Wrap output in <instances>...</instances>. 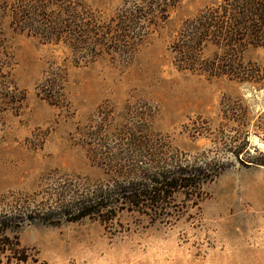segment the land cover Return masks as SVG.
Returning a JSON list of instances; mask_svg holds the SVG:
<instances>
[{"label":"rangeland","instance_id":"rangeland-1","mask_svg":"<svg viewBox=\"0 0 264 264\" xmlns=\"http://www.w3.org/2000/svg\"><path fill=\"white\" fill-rule=\"evenodd\" d=\"M24 1L0 0V215L17 218L8 235L27 260L2 264H264V166L255 163L264 161V90L180 71L171 54L182 23L215 0H179L130 57L103 53L94 61L75 55L69 41L47 43L21 29ZM87 2L106 14L122 5ZM246 59L264 63V47ZM53 83L60 86L49 98ZM228 103L248 111L251 133L238 156L218 143L228 134ZM141 116L169 162L216 160L226 170L176 193L162 210L114 199L113 220L69 222L78 198L125 186L117 156L149 152L128 148L120 131Z\"/></svg>","mask_w":264,"mask_h":264},{"label":"trees","instance_id":"trees-1","mask_svg":"<svg viewBox=\"0 0 264 264\" xmlns=\"http://www.w3.org/2000/svg\"><path fill=\"white\" fill-rule=\"evenodd\" d=\"M24 2V8L17 9L21 29L34 31V36L43 37L47 43L69 41L75 55L91 61L103 53L130 57L135 46L142 45L159 31L171 11L179 5V0H122V5L107 15L103 10H95L87 0ZM259 47H264V0H215L187 18L170 45L174 65L180 71L210 79L228 78L264 90V63L246 59L249 49ZM5 51L6 45L0 36V57ZM3 71L0 67V81L4 78ZM48 86L46 95L51 98L60 85ZM222 113L229 122L228 134L236 132L239 136L236 138L225 132L218 143L226 140L224 144L235 149L238 156L242 143L251 133L250 123L245 118L248 111L242 104L228 103L224 104ZM139 118L141 121L121 129V135L128 141V148L148 149L149 152L136 150L129 157L117 156L115 163L119 164L117 169L122 173L119 178L127 180L125 186L78 198L74 212L66 213L69 222L94 216L104 222L109 216L113 220L116 217L114 199L132 208L144 205L162 210L176 193L186 191L189 194L198 190L203 183L214 181L226 170V164L216 160L188 164L184 168L173 160L170 163L167 150L162 149L158 139L145 129L147 125L142 122V116ZM144 160L148 161L146 167ZM255 163L264 166L263 160ZM17 222L14 215H0V264L5 258L15 259L18 263L27 260L19 240L8 235L9 230L18 226Z\"/></svg>","mask_w":264,"mask_h":264}]
</instances>
